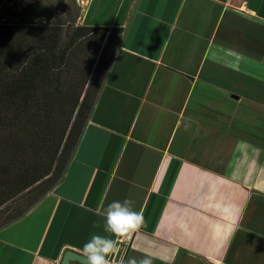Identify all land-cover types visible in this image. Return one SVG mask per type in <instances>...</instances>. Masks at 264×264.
<instances>
[{
    "label": "crops",
    "instance_id": "1",
    "mask_svg": "<svg viewBox=\"0 0 264 264\" xmlns=\"http://www.w3.org/2000/svg\"><path fill=\"white\" fill-rule=\"evenodd\" d=\"M78 22L120 39L63 177L0 229V264H59L107 235L90 209L125 198L146 225L121 258L263 255L264 0H85Z\"/></svg>",
    "mask_w": 264,
    "mask_h": 264
},
{
    "label": "trees",
    "instance_id": "2",
    "mask_svg": "<svg viewBox=\"0 0 264 264\" xmlns=\"http://www.w3.org/2000/svg\"><path fill=\"white\" fill-rule=\"evenodd\" d=\"M96 30L104 34L105 42L93 71L92 61L80 66L71 63L73 50ZM121 32L119 28L82 26L60 16L56 19L50 9L35 3L19 15L17 22L0 23V130L9 129L3 123L5 120L14 131L13 138L5 136V132L3 135L1 132V136H5V142L12 147L20 143L19 136L22 138L23 134L39 126L41 133L44 132L46 137L50 133L53 139V166L40 179L36 178L38 185L32 197L21 209L5 218L2 226L22 217L63 177L89 119ZM40 110L47 119L46 125L45 121L37 122ZM6 153L1 151L5 158V164L0 165L1 172L9 177L21 174L22 180L28 181L29 175H22V164L17 168L16 160L13 157L8 159ZM36 172L32 171L33 174Z\"/></svg>",
    "mask_w": 264,
    "mask_h": 264
},
{
    "label": "rangeland",
    "instance_id": "3",
    "mask_svg": "<svg viewBox=\"0 0 264 264\" xmlns=\"http://www.w3.org/2000/svg\"><path fill=\"white\" fill-rule=\"evenodd\" d=\"M84 2L85 0H6L5 5L0 13V23L17 22L19 15H21L22 12L29 10L30 6L35 3L36 5L45 6L50 9L52 16L56 17V19L60 16L68 22L76 21V24H79L78 20L81 15ZM103 36L104 34L100 30H96L89 37L83 39L80 44L73 50V54L72 56H70V62L80 66L81 64L84 65L85 63H89L92 61L94 62L92 68L93 71L95 64L97 63L99 56L103 50V44L105 42ZM106 60L107 59H105L104 62ZM245 82L247 84L244 85L245 90L232 88L233 91H240L245 95L249 93L252 94L253 91L256 90L253 89V86H255L254 83L256 82H253V80H245ZM237 84H239V82L236 83V86H238ZM252 120L254 124L257 125V127H260V131L264 132V128H262L263 123L258 119ZM39 121H45V125L47 124V119L44 116V112L41 110L37 112V122ZM3 123L4 125L7 124L6 127H9L10 130H0V165L5 164V158L1 154V151L5 150V152L7 151L6 155L8 159L10 157H13L16 160V163L18 164H16L17 168H20V164H22V175L27 174L29 175V178L28 181H24L21 178V174L9 177L7 175H4V172H1L0 168V229L4 227L2 226V222L4 221V219L13 214L15 211L21 209L25 205L26 200L32 197L33 191L38 185V182H36V178L40 179L44 175V173H46L47 170L51 166H53L52 134L49 133V135L46 137V135H44V132H40V127L37 126L36 128H32L28 134H23L22 138H20L19 136L20 143L16 142V145L9 147L7 145L8 142H5V136L9 135L8 138H13L14 131L9 121L7 122L4 120ZM26 123L27 122H23L22 124ZM53 129H55V127ZM1 132L2 135L5 132L4 137L1 136ZM14 149L16 150L14 151ZM33 170H37V172L33 174ZM26 185L29 186L25 189L24 187ZM251 206L252 205H250V207ZM123 252L124 249L121 250L119 254L121 253L122 255ZM239 252L240 250L235 249L234 252L233 250H231L229 252L230 254L227 258V261L229 262V260H236ZM251 259H253V261L247 264H264V254H257L256 256L252 255Z\"/></svg>",
    "mask_w": 264,
    "mask_h": 264
},
{
    "label": "clouds",
    "instance_id": "4",
    "mask_svg": "<svg viewBox=\"0 0 264 264\" xmlns=\"http://www.w3.org/2000/svg\"><path fill=\"white\" fill-rule=\"evenodd\" d=\"M134 201L129 198L113 200L103 208L90 209L94 215L103 219L102 229L107 235L93 234L78 252L86 264H113L112 257L120 252V242L132 237L145 227L146 222L142 211L134 208ZM93 227H101L94 222ZM152 253H144L140 259L121 258L120 264H153Z\"/></svg>",
    "mask_w": 264,
    "mask_h": 264
},
{
    "label": "water",
    "instance_id": "5",
    "mask_svg": "<svg viewBox=\"0 0 264 264\" xmlns=\"http://www.w3.org/2000/svg\"><path fill=\"white\" fill-rule=\"evenodd\" d=\"M72 262H76L79 264H86V261L81 255H79L78 253L74 251H70V250L64 253L59 264H70Z\"/></svg>",
    "mask_w": 264,
    "mask_h": 264
},
{
    "label": "built area",
    "instance_id": "6",
    "mask_svg": "<svg viewBox=\"0 0 264 264\" xmlns=\"http://www.w3.org/2000/svg\"><path fill=\"white\" fill-rule=\"evenodd\" d=\"M134 237H135V235L132 236V237H128V238L122 240V241L120 242V245H119V247H120V251L124 249V252H125V250H126L127 247L131 244V242H132V240H133ZM124 252L122 253L121 257L123 256ZM113 264H120V261H119V262L116 261V262L113 263Z\"/></svg>",
    "mask_w": 264,
    "mask_h": 264
}]
</instances>
